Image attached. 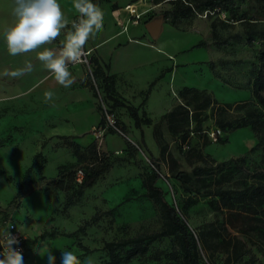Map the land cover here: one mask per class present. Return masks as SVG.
Here are the masks:
<instances>
[{"label": "rangeland", "instance_id": "rangeland-1", "mask_svg": "<svg viewBox=\"0 0 264 264\" xmlns=\"http://www.w3.org/2000/svg\"><path fill=\"white\" fill-rule=\"evenodd\" d=\"M209 1L215 10H206ZM140 4L151 6L143 21L168 11L160 38L151 40L162 53H142L145 59L155 54L156 61L131 68L126 76L131 84L124 88L128 98L119 97L137 106L150 123L138 128L131 118L126 129L119 124L124 134L105 132L96 149L110 167L79 196L72 189L55 188L53 180L62 164L68 165L64 174L69 181L70 171L95 163L87 146L75 148V141L55 144L45 139L17 145L7 132L0 138L4 140L0 224L11 217L28 235L24 264H47L48 251L56 264L62 251H72L82 264L89 257L93 264H104L105 241L162 226L160 209L142 184L155 169L156 158L157 184L197 235L200 264H264V204L240 199L228 208L217 194L220 188L243 190L264 184V148L255 147L264 138V107L252 93L253 69L264 46V0H142ZM184 87L199 92L183 91ZM119 109L117 115L124 122L128 111ZM251 120H257L260 133H255ZM212 128L220 129L216 139L210 136ZM37 152L42 156L34 163ZM178 171L187 172L182 179L186 188L176 178ZM53 230L55 236L41 237ZM42 242L47 250L40 254ZM235 250L242 253L240 259ZM177 252L173 237L165 236L151 241L144 255L120 264H177L173 258Z\"/></svg>", "mask_w": 264, "mask_h": 264}, {"label": "crops", "instance_id": "crops-1", "mask_svg": "<svg viewBox=\"0 0 264 264\" xmlns=\"http://www.w3.org/2000/svg\"><path fill=\"white\" fill-rule=\"evenodd\" d=\"M58 3L67 20L78 15L73 0H58ZM140 3L141 0H100L95 3L104 13L103 29L90 37L86 44L93 48V67L96 66V58L108 74L115 75V89L122 98H128L124 88L131 84L126 77L127 72L131 68H142L156 61L155 54L145 59L142 53L145 50L158 55L162 53L153 47L154 43L143 25L145 19L139 22L129 20L126 5L134 4L142 9ZM12 8L13 0H0V138L9 132L11 143L17 145L39 144V140L45 139L48 143L70 140L87 146L94 140L92 128L100 122L102 112L93 90L81 82L82 78L88 76L86 66L82 63L68 65L74 83L65 88L56 82L54 75L37 59V53L43 47L60 48L66 32L71 28L62 31L50 45L12 56L7 51L3 37L4 28L12 20ZM141 35L148 37L149 41L140 39ZM28 62L33 65L30 73L19 78L2 75L5 69H23ZM46 91L54 92L53 101H45ZM119 108L116 110L119 111ZM124 122L127 127L132 125L130 117L124 119Z\"/></svg>", "mask_w": 264, "mask_h": 264}, {"label": "trees", "instance_id": "trees-1", "mask_svg": "<svg viewBox=\"0 0 264 264\" xmlns=\"http://www.w3.org/2000/svg\"><path fill=\"white\" fill-rule=\"evenodd\" d=\"M92 1L93 3H97L100 0ZM210 3L211 2L209 1L208 4L210 8H206V10H215L216 6ZM163 14L164 16H166L168 14V11H164ZM212 34H215V32L212 31ZM94 60L96 66L93 67V77L97 82V87L100 90V94L103 100L109 106V110L114 113L117 123L120 124L121 128L126 129L127 124L122 122V120L117 115L116 108L119 107L126 108L129 117L134 120V125L136 127L140 128L142 123H150L149 117H147L144 113L143 115L139 114L137 106L126 103L124 99H121L119 97V94L115 89V75L108 74L104 70V67L98 62V60L96 58H94ZM253 80L252 93L254 99L257 103L261 104L264 107V46L260 49V52L258 54V65H256L253 69ZM81 82H83L85 85L90 86V88L94 92V95L98 96L96 88L91 81V76L88 75L86 78H82ZM183 91L199 92V90L195 87H184ZM201 92L205 91L202 90ZM99 108L101 109L100 104ZM173 114L174 112L172 111L171 117ZM100 121H102V116ZM250 125L256 134L261 132L257 120H251ZM3 142L4 140L0 139V146ZM72 145L75 148L79 147V144L75 142H73ZM262 145L264 148V138H261V140L256 144L255 147H259ZM87 147L93 153L95 157L94 161L96 162L87 166L86 168H81L83 174L80 181H77L76 179V170L70 171V179L69 181H65L67 175H65L64 173L67 171L68 165H60L58 167L59 177L53 180V185L55 188L66 191L72 189V193L79 196L82 191H84L88 187H91L95 183V181L109 169L110 164L101 160L102 157L100 155V151L96 149L95 139L91 143H89ZM39 156H42V154L40 152H37L35 154L34 163ZM79 157L77 155L78 160L80 159ZM156 161V158H154V160L152 161L153 167L155 169L158 168V163ZM32 166L33 164H31L27 168V172L31 170ZM155 169H153V171H151L150 174H148L142 180V184L146 188V195L151 198L160 209L162 219L161 228L157 231L148 233L143 232L128 238L105 241L103 244V248L108 254V260L104 264H120L125 261H130L132 258H135L137 256H142L147 252L148 244L151 241L160 239L165 236H172L177 245L178 252L173 256V258L175 257L177 259V264H200V251L197 244V241L199 239L197 235L190 230L187 222L180 217L176 207L169 203V201L166 199L165 191L160 185L157 184V180L160 178V173H158ZM184 175L187 176L186 171H178L176 174V178L179 179L181 185L186 188L184 180H182ZM75 183L76 186H74ZM22 184L23 183H21V185ZM217 194L220 195L222 199L227 201L225 202V204L228 208L232 207L233 200L240 199H246L248 203H253V205L264 204V184L252 188H246L243 190L220 188L217 190ZM233 195H235V198L233 197ZM47 234L55 236L56 232L54 230L50 232L44 231L41 234V237H44ZM200 237V239L204 243L206 241L205 235L201 233ZM234 254L236 259H240V255L242 253H238L237 250H235ZM253 262L254 261H250L247 264H251Z\"/></svg>", "mask_w": 264, "mask_h": 264}, {"label": "clouds", "instance_id": "clouds-1", "mask_svg": "<svg viewBox=\"0 0 264 264\" xmlns=\"http://www.w3.org/2000/svg\"><path fill=\"white\" fill-rule=\"evenodd\" d=\"M73 6L79 16L71 22V30L66 32L60 48L43 47L37 53V59L54 75L56 82L65 88L74 83L68 65L82 62V58L87 55L85 45L90 37L103 29L104 20L103 11L92 0H73ZM68 26L69 21L65 18L58 0H13L12 20L4 28L3 37L8 53L17 56L52 44ZM32 70L33 65L28 62L23 69H5L2 75L19 78ZM54 95V92L46 91L45 101H53ZM11 227L9 224L0 231V264H24L22 251L14 247L19 244V239L9 231ZM46 250L47 245L42 242L39 253ZM46 258L47 264H56V257L50 251ZM60 264L82 262L72 251H62ZM86 264H93L92 258L89 257Z\"/></svg>", "mask_w": 264, "mask_h": 264}, {"label": "built area", "instance_id": "built-area-1", "mask_svg": "<svg viewBox=\"0 0 264 264\" xmlns=\"http://www.w3.org/2000/svg\"><path fill=\"white\" fill-rule=\"evenodd\" d=\"M126 8L129 12V20L132 22L141 21L143 16L151 11V6H147L145 8L138 9L134 4H128V5H126ZM78 16H79V14L68 20L69 21L68 28L69 27L71 28V22L77 20ZM124 28H125V26H124ZM92 49L93 48L87 47V45H85V51H86L87 55L84 58H82V62H80V63H82L86 66L87 75L91 76V81L93 82V85L95 86L96 91L98 93L97 98H98V102L101 106L102 121H100L95 126H93L92 132L94 134L95 141L99 142L103 138L105 132L109 129L117 131L119 133L120 132L123 133V131L119 127V124L117 123V120H116L114 113L108 109L106 102L103 100V98L100 94V90L97 87V82L95 81V79L93 77V74H92L93 64H92V60H91ZM219 134H220L219 128H212L210 131V136L213 139H216V137ZM82 174H83L82 169L78 168L76 170L77 181L81 180ZM2 223L3 224H0V231L4 230L9 224L12 225V227L9 229V231H11V233L19 239V244L15 245L14 247L19 248L22 251V255H23L24 248L29 243L28 235L19 229V226L13 221V219L11 217H9L6 220H2Z\"/></svg>", "mask_w": 264, "mask_h": 264}, {"label": "water", "instance_id": "water-1", "mask_svg": "<svg viewBox=\"0 0 264 264\" xmlns=\"http://www.w3.org/2000/svg\"><path fill=\"white\" fill-rule=\"evenodd\" d=\"M165 16L163 13L153 15L144 21L143 25L149 34L151 40H157L163 30Z\"/></svg>", "mask_w": 264, "mask_h": 264}]
</instances>
